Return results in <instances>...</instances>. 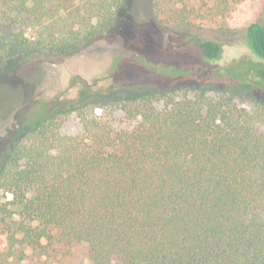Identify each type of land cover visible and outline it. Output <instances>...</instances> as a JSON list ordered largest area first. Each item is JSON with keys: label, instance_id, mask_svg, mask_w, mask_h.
<instances>
[{"label": "trees", "instance_id": "obj_1", "mask_svg": "<svg viewBox=\"0 0 264 264\" xmlns=\"http://www.w3.org/2000/svg\"><path fill=\"white\" fill-rule=\"evenodd\" d=\"M127 1L0 0V64L78 53ZM213 1L214 19L240 0ZM185 12L170 17L186 51L221 59L225 44L184 30ZM246 40L258 60L119 56L108 78L74 76L77 98L43 103L0 154V264H64L77 247L91 264H264V102L235 103L264 88V24ZM127 64L138 91L117 83ZM70 117L76 135L62 133Z\"/></svg>", "mask_w": 264, "mask_h": 264}, {"label": "rangeland", "instance_id": "obj_2", "mask_svg": "<svg viewBox=\"0 0 264 264\" xmlns=\"http://www.w3.org/2000/svg\"><path fill=\"white\" fill-rule=\"evenodd\" d=\"M213 5V0H128L111 30L78 53L35 56L0 64V154L14 143L19 135L17 128L28 131L43 115V103L64 92L69 98L78 97V89L69 90L74 76L89 82L108 78L113 72V60L119 56L135 54L153 62L201 68L258 60L247 43L246 30L251 23L264 24V0L232 3L228 16L214 19L208 15ZM179 9L186 11L184 30L225 44L221 59L206 60L196 50L186 51L187 40L171 28L176 24V17H170L171 11ZM134 68L129 64L122 66L116 80L119 85L124 83L130 90L138 91L141 77ZM110 83L106 82L105 87ZM250 93L252 97L235 98L236 105L251 111L256 100L264 102V88H251ZM260 130L264 131V127ZM79 131L80 125L73 117L62 125L63 134L76 135ZM64 264L91 263L86 249L77 247Z\"/></svg>", "mask_w": 264, "mask_h": 264}]
</instances>
